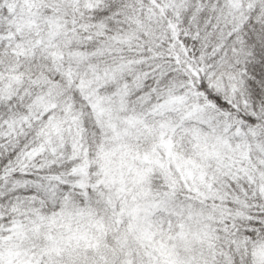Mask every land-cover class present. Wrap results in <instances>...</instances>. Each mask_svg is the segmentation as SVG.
<instances>
[{"label":"snow or ice","instance_id":"1","mask_svg":"<svg viewBox=\"0 0 264 264\" xmlns=\"http://www.w3.org/2000/svg\"><path fill=\"white\" fill-rule=\"evenodd\" d=\"M0 264H264V0H0Z\"/></svg>","mask_w":264,"mask_h":264}]
</instances>
